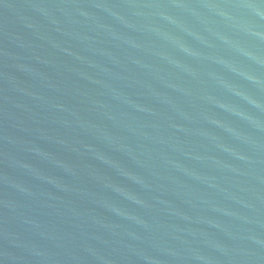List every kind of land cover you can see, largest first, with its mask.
<instances>
[{
  "label": "water",
  "instance_id": "water-1",
  "mask_svg": "<svg viewBox=\"0 0 264 264\" xmlns=\"http://www.w3.org/2000/svg\"><path fill=\"white\" fill-rule=\"evenodd\" d=\"M0 264H264V0H0Z\"/></svg>",
  "mask_w": 264,
  "mask_h": 264
}]
</instances>
